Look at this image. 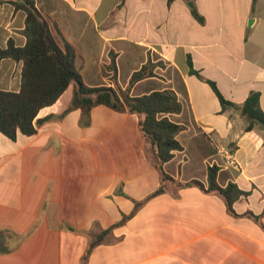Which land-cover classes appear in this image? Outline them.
<instances>
[{"label": "crops", "instance_id": "crops-1", "mask_svg": "<svg viewBox=\"0 0 264 264\" xmlns=\"http://www.w3.org/2000/svg\"><path fill=\"white\" fill-rule=\"evenodd\" d=\"M14 1L0 3L2 50L29 41ZM33 1L89 87L125 90L150 58L162 63L132 95L177 94L183 111L167 117L186 127L184 150L160 169L138 115L71 109V84L40 111L36 134L0 133V264H264V130L247 131L241 110L258 93L264 111V0ZM112 55L118 80L129 69L122 85ZM23 70L2 59L0 91L20 92ZM213 166L219 186L242 192L237 215L220 193L186 185L207 188Z\"/></svg>", "mask_w": 264, "mask_h": 264}, {"label": "trees", "instance_id": "trees-1", "mask_svg": "<svg viewBox=\"0 0 264 264\" xmlns=\"http://www.w3.org/2000/svg\"><path fill=\"white\" fill-rule=\"evenodd\" d=\"M5 0H0V3ZM19 9L27 12V29L29 36L25 48L10 46L6 50L0 49V61L4 58H14L24 61L23 85L20 92L0 91V133L10 139H15L19 133L32 136L37 132L36 118L40 111L55 104L74 84V97L71 109H82L87 115L98 106L104 105L120 113L136 114L140 117V130L153 146L158 160L162 166L174 159L177 151L184 147L178 140V135L186 127L172 122L167 115L180 114L183 104L177 94L171 90H156L142 96H133L132 90L141 81L156 76L155 69L162 63H155L150 58L145 66L133 73L125 90L113 87H89L85 84L81 74L74 65V58L70 50H63L54 40L49 25L37 9L33 0L14 1ZM194 17L203 23L204 19L194 10ZM110 68L118 74L116 57L111 56ZM190 72L201 75L193 68L192 61H188ZM220 99L224 110L236 108L218 90L214 82L208 81ZM242 116L248 121L247 131L254 130L257 120L264 123V111L260 106V95L253 93L241 108ZM219 168L209 167L208 187L201 181L194 180L187 186H197L207 192H218L227 201L230 212L237 215L233 209L234 203L242 192L233 184L227 187L219 186ZM163 180H173L163 173ZM145 202L136 203L131 215H123V219L101 234V238L113 228L123 225L131 219ZM1 250V249H0ZM2 251V250H1Z\"/></svg>", "mask_w": 264, "mask_h": 264}, {"label": "rangeland", "instance_id": "rangeland-1", "mask_svg": "<svg viewBox=\"0 0 264 264\" xmlns=\"http://www.w3.org/2000/svg\"><path fill=\"white\" fill-rule=\"evenodd\" d=\"M128 70H129V69L126 68L125 71H124V73H122V74L120 75L119 80H118V74H115V72L111 69V74H112V78H111V80L114 81V82H118V81H119V83H120L121 85L124 84V82H125V80H126V77H127ZM118 88H119V85L117 86L116 89H118ZM119 89H120V88H119Z\"/></svg>", "mask_w": 264, "mask_h": 264}, {"label": "water", "instance_id": "water-1", "mask_svg": "<svg viewBox=\"0 0 264 264\" xmlns=\"http://www.w3.org/2000/svg\"><path fill=\"white\" fill-rule=\"evenodd\" d=\"M190 6L193 7L192 3H190ZM257 123H258L259 127H260L262 130H264V123L261 122V121H259V120H257ZM162 191H163V190H162Z\"/></svg>", "mask_w": 264, "mask_h": 264}]
</instances>
